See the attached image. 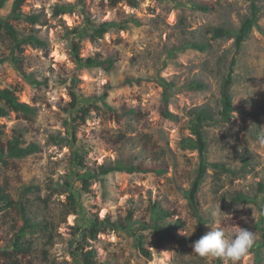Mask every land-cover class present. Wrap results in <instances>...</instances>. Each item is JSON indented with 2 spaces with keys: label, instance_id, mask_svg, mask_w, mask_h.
I'll use <instances>...</instances> for the list:
<instances>
[{
  "label": "rangeland",
  "instance_id": "obj_1",
  "mask_svg": "<svg viewBox=\"0 0 264 264\" xmlns=\"http://www.w3.org/2000/svg\"><path fill=\"white\" fill-rule=\"evenodd\" d=\"M199 1L213 9L194 10L184 4L185 0H139L136 7L125 1L113 5L112 0H25L22 10L41 14L40 21L14 23L25 34H37L47 45H23L20 65L25 73L48 80L40 87L25 79L15 61L5 59L11 54L13 42L0 27V87L16 90L20 101L36 107V113L29 117L20 112L0 117V149L7 146L18 125L24 126L27 142L41 146L39 152L27 157L8 159L7 165L0 161V184L16 201H23L32 215L52 226L50 241L42 233L34 235L38 247L24 256L26 263L69 264L70 242L78 237L77 224L84 215L115 220L133 213L134 218H144L150 216V207L156 202L170 209L172 218H180L184 226L176 231L175 241L162 244L156 234L145 230L151 258L139 251L133 235L110 227L96 239L89 238L86 248H94L104 264H217L214 257L192 253L193 242L210 230L208 225H215L229 236H234L239 227L251 229L255 242L262 244L264 257L258 206L232 203L230 197L236 191L257 193L259 200L264 196L258 186L264 183V143L256 132L264 131V0ZM66 2L83 4L95 13L97 22L130 17L141 21L139 25L130 22L129 30L114 27L102 38L83 40V56L113 55L117 67L112 71L102 67L81 69L79 90L92 98L107 94L111 108L133 107L137 113L116 114L97 98L87 120L77 126L76 141L71 140L66 125L69 112L63 109L71 96L61 79L74 68L63 35L84 20L79 9L55 16V4ZM12 4L9 0L0 14L8 15ZM256 19L260 27L252 24ZM219 24L233 26L240 35L212 39L211 47L204 52L187 48L175 55L170 53L172 44L178 46L183 37L191 38L193 30ZM131 73L145 79L126 83ZM161 77L175 83L170 109L178 115L177 120L159 113ZM198 78L205 82V89L189 87ZM202 105L212 109L215 121L208 124L191 116L190 110ZM52 135L67 139L55 144ZM187 137L197 141V148L184 147ZM80 150L91 166L123 158L141 161L151 170L113 172L94 182L90 193L80 197L78 213H73L69 192L57 189V181L70 174ZM244 158L250 163L241 171ZM206 162H223L239 172H221ZM160 166L163 171L156 169ZM79 184L77 181L76 186ZM28 186H37L38 190L25 193ZM214 211L217 216L212 215ZM22 223L16 207L1 211L0 244L8 242ZM182 231L189 235L194 232L186 237ZM43 248L49 250L47 257L42 255ZM239 264H256L254 253L249 250Z\"/></svg>",
  "mask_w": 264,
  "mask_h": 264
},
{
  "label": "trees",
  "instance_id": "obj_2",
  "mask_svg": "<svg viewBox=\"0 0 264 264\" xmlns=\"http://www.w3.org/2000/svg\"><path fill=\"white\" fill-rule=\"evenodd\" d=\"M9 0H0V10L3 9ZM25 0H13L11 11L8 15L2 16L0 14V27H2L7 34L11 37L13 42L11 48V54L6 57L7 60L15 61V66L18 70L23 73L25 79L35 87H40L48 84V80H41L34 76L33 73H25L21 67L22 59L21 53L23 52V45L31 44L37 47H44L47 45V41L40 38L35 33L25 34L19 30L14 21H27L31 24H36L40 21L41 14L27 13L22 10V3ZM125 1L133 7L139 5V0H112L113 5L119 2ZM187 7L194 10H200L203 12H210L213 7L212 5L201 2L199 0H185L184 3ZM79 9V13L82 14L83 24L80 26L69 28L68 33L63 35L66 38V46L68 54L74 63V68L68 74H65L61 79V83L68 87L71 101L63 106V109L69 112L66 119V125L69 129L70 138L72 141L77 139V126L80 122H85L90 114L91 108L95 99H100L106 107L111 109L116 114H129L137 113L135 108L125 107H112L107 103V94L100 97H88L84 95L80 90L78 82L79 71L85 68L102 67L107 71H112L117 67L116 56H102L100 53L95 55H82V44L84 39L96 40L102 38L109 29L118 27L122 30H129L130 22L135 25L141 24L140 19L130 17L122 20L106 19L100 22L95 20V13L88 10L83 4L77 6L75 3L66 2L63 4H55L53 12L55 16L74 13ZM260 10V7L257 6ZM182 16V15H181ZM184 20L181 18V21ZM252 24L258 25L257 19L252 21ZM211 34V37H205L207 34ZM192 37L188 39L187 36L183 37L188 39L187 42H178L177 45H173L169 48L170 53L175 55L178 50H185L187 48L199 50L201 52L207 51L211 47V40L218 38H229L237 37L240 34L237 29L233 28L228 24L212 25L207 27L205 30H193L191 33ZM130 72L132 70L130 69ZM145 79V78H144ZM141 76L128 75L125 78L126 83H132L136 81L141 83L144 80ZM160 82L163 86L161 95V106L159 113L166 119L177 120L178 115L170 109V105L173 103L174 95L172 94L175 88L173 81H168L165 78H160ZM189 87L193 89H205V82L201 79L193 80L189 83ZM98 107V106H97ZM11 112H20L24 116L29 117L36 113V107L20 101L16 90L11 88L0 87V117H7ZM191 116H197L198 119L204 123H210L215 121V113L207 105L197 106L190 110ZM24 126L18 125L12 132V138L7 143L6 147L0 149V161L7 165L8 159L10 158H24L32 155L41 150V146L37 142H27L24 138L25 131ZM256 132L260 133L261 137H264V131L258 129ZM120 137H124L121 134ZM256 137H259L257 135ZM52 140L55 144L65 142L67 137L60 135H52ZM185 148H197V141L191 137L183 139ZM80 154V156H79ZM78 159H74V167L70 174L63 181H57L59 186L57 189L69 192V202L73 213H78L80 210V197L86 193H90L91 186L96 181L104 180L108 175L113 172H147L151 170L149 167L144 166L143 162H134L132 159L118 158L113 162L97 164L91 166L85 163L83 152L80 150ZM248 158L243 159L241 171H244L249 165ZM207 166H211L221 172H227L232 175H236L239 170L227 166L223 162H206ZM157 170L163 171V167H156ZM80 184L76 186V182ZM259 191L264 193V183L259 182ZM38 190L37 186H28L25 189L26 192H34ZM232 203H255L260 211L259 225H262L261 232L264 237V196L259 200V195L245 194L242 191H236L230 194ZM17 208L23 221L22 225L17 227L13 237L4 244H0V264H28L24 260V256L27 255L30 250L36 249L38 244L34 237L35 234L42 233L48 238V241L52 238V226L47 220L38 218L30 213L27 206L24 205L23 201H16L7 191V189L0 184V212L10 208ZM150 216L144 218H134L133 213L122 217L119 216L115 220L100 219L98 216L84 215L82 221L77 224L76 233L78 237L70 242L69 253L72 257L69 264H104L97 257V252L94 248H86L85 243H88V239H96L98 234L105 230V227L111 229H122L135 238V245L139 251L147 258L152 257V252L148 248V242L145 239V230H151L152 233L158 237V243L162 244L165 242H172L176 240V231L184 226L180 218H172L173 212L164 208L159 202H156L150 207ZM199 219H203L198 214ZM36 241H35V240ZM187 241V240H186ZM50 243V242H49ZM46 244V242H45ZM184 244V243H183ZM262 244L255 242L253 247L250 249L255 256L256 264L263 262L264 257L262 256ZM48 249H42V255H48ZM47 257V256H45ZM217 264H224L221 258H216Z\"/></svg>",
  "mask_w": 264,
  "mask_h": 264
},
{
  "label": "clouds",
  "instance_id": "obj_3",
  "mask_svg": "<svg viewBox=\"0 0 264 264\" xmlns=\"http://www.w3.org/2000/svg\"><path fill=\"white\" fill-rule=\"evenodd\" d=\"M261 143H264V137L261 138ZM212 215L217 216L218 213L214 211ZM208 226L210 230L192 244V253L202 258H221L226 264H239L254 245L255 234L247 227H239L234 236H229L218 226ZM192 233L189 235L182 231L181 235L190 237Z\"/></svg>",
  "mask_w": 264,
  "mask_h": 264
}]
</instances>
